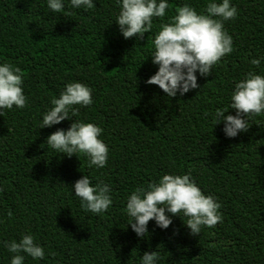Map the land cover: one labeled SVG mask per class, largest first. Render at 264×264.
Wrapping results in <instances>:
<instances>
[{"label":"trees","instance_id":"1","mask_svg":"<svg viewBox=\"0 0 264 264\" xmlns=\"http://www.w3.org/2000/svg\"><path fill=\"white\" fill-rule=\"evenodd\" d=\"M94 2L86 11L53 13L46 0H0V62L21 69L26 96L24 108L0 116V264L10 258L3 242L26 233L45 256H26L24 264H139L152 250L158 264H264V115L249 117L247 132L231 138L211 115L227 107L245 73L264 74V59L249 63L264 57V0H230L237 15L224 28L233 51L207 77L197 75L196 89L171 98L144 82L157 67L149 56L153 35L181 4L201 12L207 0H168L165 16L153 18L139 41L119 32L115 0ZM71 81L91 88L93 102L77 105L76 118L102 128L109 149L102 168L46 145L70 120L39 128L51 98ZM166 172H190L219 201L222 222L190 235L183 215L166 229L149 220V235L138 238L127 224L126 198ZM82 174L111 186L103 214L84 212L73 195L70 185Z\"/></svg>","mask_w":264,"mask_h":264},{"label":"clouds","instance_id":"2","mask_svg":"<svg viewBox=\"0 0 264 264\" xmlns=\"http://www.w3.org/2000/svg\"><path fill=\"white\" fill-rule=\"evenodd\" d=\"M118 6L115 23L123 38L136 41L153 27V18H162L168 0H115ZM47 8L60 13L70 9H93L94 0H46ZM236 7L230 0H207L204 10L198 12L185 2L176 8L175 15L162 22L152 38L149 55L156 71L147 77L146 84L157 85L167 98L183 96L196 89L197 75L207 77L216 63L233 51L231 35L224 28V21L235 18ZM264 57L251 58L249 63L259 66ZM91 88L78 81L67 82L58 97H52L50 107L42 113L40 127H51L63 120H70L67 128H56L45 138V143L59 154L71 157L82 154L89 167L102 168L109 149L100 137L102 128L91 122L77 119L78 108L92 104ZM26 96L22 88L21 69L8 61L0 62V116L5 109L24 108ZM234 109V114L228 110ZM213 125L222 122V132L228 137L247 132L249 117L264 115V74L249 71L234 82L226 108H217L212 114ZM74 117V119H72ZM84 212L103 214L112 204L111 186L103 181L91 183L82 174L70 185ZM221 205L212 194H205L191 178L183 174L164 173L156 181L137 187L128 194L125 212L131 230L138 238L149 235L148 221L166 229L173 216L186 218L183 224L190 235H198L203 227H214L222 222ZM8 217L11 210L6 211ZM10 254L9 264H24L26 256L33 260L45 256L44 248L31 233L19 239L3 242ZM159 253L144 251L139 264H158Z\"/></svg>","mask_w":264,"mask_h":264}]
</instances>
